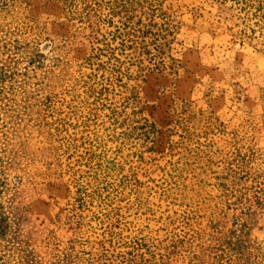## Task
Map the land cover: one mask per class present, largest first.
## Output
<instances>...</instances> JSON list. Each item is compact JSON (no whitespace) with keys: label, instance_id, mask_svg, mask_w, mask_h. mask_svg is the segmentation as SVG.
I'll return each mask as SVG.
<instances>
[{"label":"rangeland","instance_id":"obj_1","mask_svg":"<svg viewBox=\"0 0 264 264\" xmlns=\"http://www.w3.org/2000/svg\"><path fill=\"white\" fill-rule=\"evenodd\" d=\"M176 1L162 74L138 4L0 0V204L32 264H174L171 236L225 195L240 210L214 225L236 240L235 214L264 246V0ZM200 109L226 132L204 136Z\"/></svg>","mask_w":264,"mask_h":264},{"label":"trees","instance_id":"obj_2","mask_svg":"<svg viewBox=\"0 0 264 264\" xmlns=\"http://www.w3.org/2000/svg\"><path fill=\"white\" fill-rule=\"evenodd\" d=\"M214 1L219 4H226L231 0ZM176 2V0H124L127 6L138 4L142 9L144 18H146L145 20H148L150 25H155L161 29L158 30V33H155L153 40L148 39L147 31L144 32L142 45L146 50L144 54L146 56L150 54L149 47H153V61L156 62L154 65L162 74L170 70L168 59L175 61L171 57L167 58L166 54L171 51L170 47L176 41V36L182 27L181 20H175L173 15H168V12L174 9V3ZM106 54V50L98 49L95 59L105 58ZM107 65L100 62L96 67L103 70ZM127 104H130L129 101ZM197 115L200 118L197 123L202 125L201 130H203L204 136L216 137L218 134L226 132L224 123L213 111L205 112L200 109ZM220 188L224 189V186L221 185ZM7 203H9V200L0 204V223L3 225L0 224V231L3 228H10V231L13 230L12 234L15 235L11 236L7 230L10 236L7 234V237L0 239V249L5 252L3 256H0V264H32L28 254L29 245L25 241H16V229L18 228H14V224H17L18 220L10 212L9 207L6 206ZM210 210L212 211L211 218L205 229L198 228V230H194L189 223H186L183 234L171 236L170 243L173 245L171 259L175 261L174 264H264V246L259 243H251L245 240L242 235L239 236L240 231L242 232L247 228L243 219L238 218L235 214L232 215L235 221L232 225L234 230L230 233L236 235V240H231L227 235V231H220L213 223V218H217V214L225 217L232 211L237 212L240 207L225 195L217 198L216 203L212 205ZM221 223L226 229L225 222L221 220ZM185 243H189L188 248L183 247L181 251H175L178 245H184ZM94 264H126V261L121 251L105 249L95 254Z\"/></svg>","mask_w":264,"mask_h":264}]
</instances>
